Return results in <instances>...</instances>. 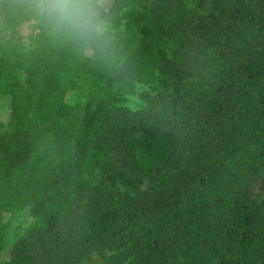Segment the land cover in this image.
Masks as SVG:
<instances>
[{
  "label": "trees",
  "instance_id": "1",
  "mask_svg": "<svg viewBox=\"0 0 264 264\" xmlns=\"http://www.w3.org/2000/svg\"><path fill=\"white\" fill-rule=\"evenodd\" d=\"M39 2L0 0V94L14 101L8 121L0 126V264H37L31 239L54 237L83 194L99 190V182L139 189L158 175L169 185L146 191L131 216L118 206L104 208L88 220L84 242L103 249L122 241L130 250L128 264H174L201 214L195 194L213 182L208 171L214 157L213 166L233 151L238 136L231 134L241 122V109L252 107L245 103L250 94L264 115V0H112L109 9L100 5L101 19L110 9L117 13L111 24L122 29L121 37L109 39L106 31L103 39L86 45L51 38L30 7ZM24 23L35 26L31 46L19 32ZM241 29L250 40L241 39ZM235 39H240V50L245 47L243 54L192 119L194 153H181L178 127L139 120L131 124L122 163L138 178L127 177L106 145L105 126L120 97L142 84L152 90L140 96L152 111L168 89L175 95L183 90L192 75L182 64L186 57ZM20 74L26 75L25 84ZM85 79L97 88L78 125L62 126L68 106L54 95L57 89L80 87ZM208 144L213 146L207 151ZM194 163L200 164L197 170ZM5 215L32 220L12 243ZM217 264H264V197L231 198L224 253Z\"/></svg>",
  "mask_w": 264,
  "mask_h": 264
},
{
  "label": "rangeland",
  "instance_id": "2",
  "mask_svg": "<svg viewBox=\"0 0 264 264\" xmlns=\"http://www.w3.org/2000/svg\"><path fill=\"white\" fill-rule=\"evenodd\" d=\"M259 1L253 0L255 3ZM112 4V0H99V5H104L106 9H109ZM110 10L104 20L107 25L106 31L109 33V39H118L121 37L122 29L113 28L111 23L117 19V13ZM238 31L241 39H244V36L248 40L251 39L246 29ZM19 32L27 46L34 43L35 26L32 23L22 24ZM238 40L240 39H235L231 45L204 49V52L197 57L195 55L186 57L182 64L192 75L185 80L183 90L179 95H175L172 89H168L158 98L159 101L152 111L149 110L147 102L140 98L141 94L152 93V90L142 84L133 85L120 97L119 103L111 114L110 122L105 126L106 145L110 149V155L116 167L122 169L127 177L138 178L122 163L126 160L131 124L139 120L161 126L178 127L184 142L181 153H194L197 147V143L193 140L194 133L197 131L192 120L197 113L195 111L199 106L203 107V99L212 98L216 88L226 81L228 77L226 72L233 69L235 60L243 54L245 47L240 50L242 46L239 45ZM219 50H223V53L219 54ZM18 80L25 84L26 75L20 74ZM96 88L97 84L85 79L76 89H57L54 98L68 106L67 114H61L62 126L76 127L78 125L85 103ZM250 95L251 99L245 103L252 107L241 109V116H239L241 122L235 128L234 134H231L235 139L238 136V140L233 142V151L229 149V158L221 159V164L217 163L215 166L213 163L218 156L214 157L216 159L210 162L208 171L213 182L207 186H201V190L195 194L194 201L198 207H201V214L198 219L196 218L191 233L185 235L179 257L174 264H217L224 253V231L230 219L231 198L238 194L248 195V193L257 197L258 200L264 197V115L258 113V111L261 112L257 107L260 104L255 99V94ZM13 103L10 96L0 94L1 127L8 121ZM212 146L208 144L206 150L208 151ZM213 149L218 152L215 146ZM183 164L182 161L176 165L180 168ZM36 165H38L37 161ZM199 166L200 164L194 163L195 170ZM167 182V178L161 175L145 180L139 189L121 185L108 187L106 182H99V190L83 194L79 207L64 217L54 237L42 239L37 236L31 239L30 250L34 252L37 264H43L44 260L48 264H55L57 260L61 264H109L112 261L128 264L130 250L128 246H122V241H117L103 249H99V245L94 249L88 247L84 242V236L88 232L87 222L106 207L118 206L125 211L127 217L131 216L136 202L146 191L159 190ZM193 208L197 210V206ZM5 218L9 221L10 243L14 242L23 229L32 222L25 216L20 219L5 215Z\"/></svg>",
  "mask_w": 264,
  "mask_h": 264
},
{
  "label": "clouds",
  "instance_id": "3",
  "mask_svg": "<svg viewBox=\"0 0 264 264\" xmlns=\"http://www.w3.org/2000/svg\"><path fill=\"white\" fill-rule=\"evenodd\" d=\"M45 32L54 40L86 45L104 38L99 0H40L32 5Z\"/></svg>",
  "mask_w": 264,
  "mask_h": 264
}]
</instances>
